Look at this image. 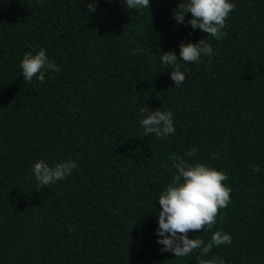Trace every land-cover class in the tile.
Instances as JSON below:
<instances>
[{
	"label": "trees",
	"instance_id": "1",
	"mask_svg": "<svg viewBox=\"0 0 264 264\" xmlns=\"http://www.w3.org/2000/svg\"><path fill=\"white\" fill-rule=\"evenodd\" d=\"M91 2L0 0V264H196L199 250L174 257L156 242L165 165L193 146L185 159L226 172L231 203L189 238L221 229L232 243L206 259L264 264V0H232L220 40L177 24L178 0ZM201 39L216 54L180 61L175 86L162 52ZM40 48L61 71L27 82L21 60ZM141 108L171 110L175 133L144 136ZM40 159L79 166L36 190Z\"/></svg>",
	"mask_w": 264,
	"mask_h": 264
},
{
	"label": "clouds",
	"instance_id": "2",
	"mask_svg": "<svg viewBox=\"0 0 264 264\" xmlns=\"http://www.w3.org/2000/svg\"><path fill=\"white\" fill-rule=\"evenodd\" d=\"M109 3L112 0H108ZM128 9L138 11L151 8L150 0H121ZM99 0H92L87 5L89 13L95 12ZM236 5L232 0H178L177 7L172 10L173 18L177 24L187 23L193 29H199L216 40L225 38L228 33L226 20L235 10ZM190 19L185 21L186 15ZM179 56L174 50L163 51L160 62L171 66L170 78L175 86L182 85L186 74L181 71V63H200L201 57L209 60L216 54L213 46L207 39L199 42L180 41ZM132 54L140 49L133 48ZM25 81L32 82L34 78L43 83L45 74L61 71L60 65L51 61L44 48L38 51L26 52L20 63ZM145 113H148L145 115ZM142 119L140 125L144 136L154 134L160 139H165L175 133L173 112L171 110H151L141 108ZM198 149L193 146L183 156L173 153L169 156L171 165H165L171 174L168 185L159 192L158 202V228L156 230L157 243L162 245L161 252H172L174 257H184L199 250L195 256L196 264H225L220 256L206 259L214 247L230 245L232 236L221 229L212 232L207 242L198 236L189 238V232L212 230L218 218H223L222 209L231 203V188L224 181L228 179L227 173L210 166L207 162H189L185 157H194ZM78 164L72 159H65L49 165L45 160H37L32 173L37 181V189H43L70 175ZM259 172V166H256ZM157 213V212H156Z\"/></svg>",
	"mask_w": 264,
	"mask_h": 264
}]
</instances>
